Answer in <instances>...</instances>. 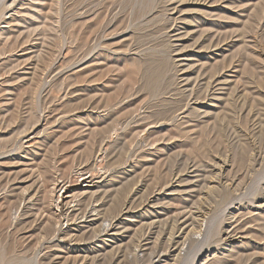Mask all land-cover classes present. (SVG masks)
<instances>
[{
  "label": "rangeland",
  "instance_id": "1",
  "mask_svg": "<svg viewBox=\"0 0 264 264\" xmlns=\"http://www.w3.org/2000/svg\"><path fill=\"white\" fill-rule=\"evenodd\" d=\"M104 121L102 150L80 176L88 131ZM215 161L230 185L208 200ZM183 162L180 186L172 179L151 190ZM89 176H114L123 193L150 185L154 221L185 204L206 209L175 264H264V215L255 210L264 183V0H0V264H63L69 248L111 243L99 202H61L63 190L86 189ZM54 182L64 187L52 200ZM139 208L121 216L130 226L115 236L123 247L149 219ZM236 219L239 232L220 241ZM100 224L106 232L87 236Z\"/></svg>",
  "mask_w": 264,
  "mask_h": 264
},
{
  "label": "bare ground",
  "instance_id": "2",
  "mask_svg": "<svg viewBox=\"0 0 264 264\" xmlns=\"http://www.w3.org/2000/svg\"><path fill=\"white\" fill-rule=\"evenodd\" d=\"M33 72V71H32ZM194 93V92H193ZM111 119V118H110ZM109 119V120H110ZM102 120V119H101ZM108 120V119H107ZM112 124V123H111ZM78 126V125H77ZM83 128V127H82ZM84 129V128H83ZM109 129V122L107 123V121H104L102 123V125L100 127H97V128H93L91 130L88 131V135H87V140L86 142L84 143V145H86L85 147V153L84 151H82L80 154H85L84 157L78 159L79 163H80V166L81 164H84V167L82 169L79 170V172H77V174H80V176H83L85 175L84 174H81L82 171H86V173L90 172V160L91 158H93V156L95 155V153L97 152H101L102 150V145H103V139L102 136L103 134L105 135V133L108 131ZM111 129V127H110ZM81 130V129H80ZM86 130V128L84 129ZM83 131V130H82ZM73 132V131H72ZM81 132V131H80ZM79 133V132H78ZM83 132H81V135H82ZM87 133V132H86ZM71 134V133H70ZM74 134V133H73ZM72 135V134H71ZM70 135V136H71ZM76 135V133L74 134ZM77 135H80V134H77ZM83 136H84V133H83ZM73 137V136H72ZM77 137V136H76ZM74 138V137H73ZM72 138V139H73ZM78 138V137H77ZM84 138V137H83ZM83 138H80L83 139ZM76 140V139H75ZM78 141V140H77ZM84 141V140H83ZM80 142V141H79ZM74 143V142H73ZM81 143V142H80ZM76 144V143H74ZM82 144V143H81ZM82 146V145H81ZM84 147V146H83ZM77 148V147H75ZM80 148V147H79ZM79 148L77 150H79ZM83 149V148H82ZM76 151V150H75ZM77 152V151H76ZM34 153V152H33ZM27 155H30V153H27ZM252 155V154H251ZM80 156V155H79ZM83 156V155H82ZM43 158V157H42ZM248 158V157H247ZM250 158V157H249ZM252 158V156H251ZM263 159V158H262ZM114 160V159H113ZM48 162V161H47ZM46 162V164H47ZM114 162V161H113ZM112 162V163H113ZM188 162V161H187ZM193 162V161H192ZM250 162V161H249ZM45 163V161L43 162ZM78 163V162H77ZM116 163V162H114ZM38 164V163H37ZM45 164V165H46ZM109 164V163H108ZM198 164H199V161H198ZM40 165V164H39ZM42 165V164H41ZM40 165V166H41ZM43 165L45 169V167H47L48 165ZM187 163L183 162V165L182 166H179V167H174L176 168L175 171L171 170L169 172V176H168V179L167 177L165 178L166 181L164 182V179L161 178L160 180L163 179V183L159 184L158 186L156 187H150L151 190L153 189V192L154 191H162L164 188L168 187L171 185L172 183V179L176 180V182H178V185L180 183V176L181 174H183L184 171H186L188 169L187 167ZM191 165V164H190ZM38 166V165H36ZM192 166V165H191ZM212 166L214 168V171L212 172L213 174H211V176L209 177V181H207L208 184L204 183L205 184V191L202 190L201 192H205V194H203V196L206 198H208V196L211 194V193H214L215 191H219V188H228L230 184H224V182L222 181V166H223V163L221 162H213L212 163ZM38 168V167H37ZM36 168V169H37ZM41 168V169H42ZM50 168V167H48ZM190 168V167H189ZM194 168H195V165H194ZM212 168V167H211ZM39 169V168H38ZM38 169L36 170V172L40 173L41 174V171L39 172ZM42 169V170H43ZM199 169V168H198ZM217 169V170H215ZM213 170V169H212ZM45 171V170H44ZM48 171V170H47ZM46 171V172H47ZM52 171V170H51ZM50 171V172H51ZM32 172V171H31ZM30 172V173H31ZM35 172V171H34ZM43 172V171H42ZM167 172V171H166ZM28 173V172H27ZM33 173V172H32ZM45 174V172H43ZM41 174L43 175V177H47V175H44V174ZM195 173V172H194ZM168 174V173H167ZM166 174V175H167ZM30 175V174H29ZM40 175V177H41ZM50 175V174H49ZM165 176V174H163ZM210 175V174H209ZM32 174L29 176L31 177ZM39 176V175H38ZM208 176V175H207ZM255 176V175H254ZM253 176V177H254ZM28 177V178H29ZM49 177V176H48ZM35 178V177H34ZM39 177H37L35 179V181L38 179ZM104 177H100L99 178V181L95 182L93 180V178H91L90 176L87 177V178H84L85 179V183H86V186L84 190H81L80 192H65L64 190L62 191L63 187H64V183L62 185H59L58 183H52L50 186L51 188L50 189H47V190H50V199L53 200V196H55L57 193H59L60 191H62V200L61 202L64 203V205H67L69 203H71L73 200H76V202H78V204H81L82 206H84V208L86 209V207L88 206V204L90 205V202H99V208L98 210H102V214L101 212L98 213V211L96 210V208H94L96 210V212L100 215H102V218L103 219H99L100 221L102 222H105L106 218L108 217L109 215V218H110V221L109 224H107L108 226H113V230H114V234H116L115 236H118L117 232L119 231L120 232V229L124 230L123 228H125L126 230L130 229V226L129 224H125L123 226V223H127V221H124L121 219V216H124L123 215V212H129L133 209H137V208H141L143 207L142 209L144 210L142 213H139L140 216H144L149 218L148 221L146 220L145 222H141L139 227H135L133 232V236H135L131 241L128 240L129 244L128 245H124L125 247L121 246L120 244H118V240H117V237L113 236V237H109L111 241L110 242H103L101 241V246H100V249H95L93 247H87V248H82V249H78V248H69V250H66V254L68 257L64 258L63 259V264H137V262L139 260H141V264H169L168 261H172V264H175L178 262L179 259H181V251H182V247L185 245V242L187 240H189V237L192 236V234L195 232H198V231H195L197 228H201L202 227V215L205 214V213H208V212H205L206 209H203L202 211L199 210V208H196V206L194 205V207H187L186 204L183 205V207L181 208V210H179V212L177 213H174L173 216H170V217H167V219H162V220H157V221H154V220H151L150 219V215H153V211H151L149 208V205H147L146 203L149 201L147 199V196L152 194L153 192L151 191H146L148 188L145 190V192L142 191V193L140 192V194L138 195V192H132V189L131 191L128 193L125 192L124 190V193L122 191H120V189L122 188L121 186H118L116 187L117 185H119L120 183L119 182H115L117 181V178L112 176L110 177L108 180L107 179H103ZM159 178V177H158ZM206 178V177H205ZM45 179V178H44ZM51 179V177H50ZM250 179V178H249ZM255 179H256V176H255ZM15 180V179H14ZM39 180V179H38ZM48 180V179H47ZM101 180V181H100ZM155 180V179H153ZM152 180V181H153ZM226 180V179H225ZM251 180V179H250ZM254 180V179H253ZM259 180V178L257 179V181ZM261 180V179H260ZM34 181V183H35ZM43 181H46V180H43ZM150 181V180H149ZM157 181V179H156ZM206 181V180H205ZM256 181V180H254ZM256 181V182H257ZM33 182V181H31ZM41 182V180H40ZM154 182V181H153ZM159 182V180L157 181ZM156 182V183H157ZM216 183L215 186H210L211 183ZM223 182V183H222ZM46 182H44L45 184ZM138 183V182H137ZM151 183V182H150ZM155 183V182H154ZM259 183V182H258ZM258 183H254V184H258ZM33 185V183H31ZM30 184V186H31ZM36 184H37V181H36ZM48 184V182H47ZM188 184V183H187ZM260 184V183H259ZM258 184V185H259ZM203 185V184H201ZM30 186L26 188H28L27 190L30 191ZM40 186V184L38 185V187ZM153 186V185H152ZM180 186V185H179ZM195 186V185H194ZM31 187H34V186H31ZM47 187V186H46ZM121 187V188H120ZM247 187V186H246ZM25 188V187H24ZM157 188V189H156ZM203 188V187H202ZM250 188V187H248ZM255 188V187H254ZM254 188L253 190H250L251 193L253 192L254 193ZM129 189V188H128ZM191 189V188H190ZM243 189V188H242ZM256 189H259L258 187ZM37 190V189H36ZM42 190V189H41ZM235 190V189H234ZM26 191V190H25ZM35 191V190H34ZM43 191V190H42ZM127 191V190H126ZM138 191V190H137ZM173 191V189H172ZM174 191H177L174 190ZM37 192V191H36ZM46 191H44L45 193ZM120 192H122V194H126L122 199L120 197ZM171 192V191H170ZM224 192H226V190H224ZM234 192V191H233ZM236 192V191H235ZM248 192V191H246ZM252 193V194H253ZM256 193V191H255ZM35 194V193H34ZM246 194V193H245ZM244 194V195H245ZM250 194V192L248 193ZM20 195H21V192H20ZM29 195V193H28ZM43 195V194H42ZM153 195V194H152ZM201 195V194H200ZM212 195V194H211ZM242 195V194H241ZM22 196L23 193H22ZM30 196V195H29ZM33 196V195H32ZM31 196V197H32ZM46 196V195H44ZM122 196V195H121ZM203 196H201L200 198L202 199ZM214 196V195H213ZM236 196V194L234 195ZM251 196V194H250ZM253 196V195H252ZM255 196V195H254ZM28 197V196H27ZM237 197V196H236ZM247 197V196H246ZM244 197V198H246ZM256 197V196H255ZM254 197V199H256ZM20 198H24V197H20ZM46 198V197H45ZM199 198V199H200ZM203 198V199H205ZM238 198V197H237ZM249 198V197H248ZM251 198V197H250ZM249 198V199H250ZM257 198H260V200L263 201V204L259 205V206H255V210L259 211V214L258 215H261L263 214L264 215V183H262L259 191H258V196ZM198 199V200H199ZM233 199H236V198H233ZM241 199H242V196H241ZM20 200V199H19ZM18 200V201H19ZM44 199H42L43 201ZM208 200H210V197L208 198ZM208 200L205 199L206 202H209ZM237 200V199H236ZM248 200V199H247ZM187 200H185L186 202ZM234 201V200H233ZM242 201V200H241ZM183 202V203H185ZM201 202V201H200ZM254 202V200L252 201ZM22 203V202H21ZM205 203V202H203ZM249 204V202H247ZM149 204V203H148ZM155 204H159L158 202L157 203H154V204H151V205H155ZM246 204V203H245ZM79 205V206H81ZM198 205V204H197ZM202 205V203H201ZM241 205V204H240ZM192 206V205H191ZM229 206V205H228ZM243 206V205H242ZM242 206H239L238 208H236L232 213H231V218H238V214H239V211L241 210H244V207L242 208ZM251 206V205H250ZM254 206V205H253ZM200 207H203V206H200ZM206 207V206H205ZM204 207V208H205ZM84 208H80V211H83V214H84ZM101 208V209H100ZM139 208V209H140ZM145 208V209H144ZM176 208V207H175ZM180 208V207H179ZM249 208L246 206V209ZM66 209V208H65ZM138 209V210H139ZM195 209V210H193ZM250 209V208H249ZM79 210V209H78ZM72 211V210H71ZM77 211V210H76ZM75 211V212H76ZM195 211V213H194ZM222 211V210H221ZM247 211V210H246ZM92 212H95V211H92ZM245 212V211H244ZM89 213V212H88ZM221 213V212H220ZM74 214V213H73ZM81 214V213H79ZM241 214V213H240ZM248 216H252L251 215V211L248 210ZM256 214V213H255ZM78 215V214H77ZM82 215V214H81ZM98 215V216H99ZM245 215V214H244ZM85 216V215H84ZM106 216V217H105ZM243 216V214H242ZM241 216V217H242ZM257 216V215H256ZM131 217V216H130ZM135 217V216H134ZM132 217V218H134ZM204 217V216H203ZM228 217V216H227ZM85 218V217H84ZM105 218V219H104ZM126 218V217H125ZM140 218V217H139ZM143 218V219H144ZM253 218V217H252ZM57 219V218H56ZM82 219V218H81ZM86 219V218H85ZM240 219V218H239ZM249 219V218H248ZM255 219V218H254ZM259 219V218H258ZM131 220V219H130ZM230 220V219H229ZM256 220V219H255ZM60 221V220H59ZM143 221V220H142ZM38 222V221H37ZM98 222V220H91V223L90 225H93L96 224ZM101 222V223H102ZM137 222V221H136ZM238 222V219H236L233 223V225H231L232 227L230 228H224L222 230L221 233H223L222 236H220V241L222 242H226L229 238H230V235H232L233 233L237 232L239 229H240V226L239 224H237ZM249 222V221H248ZM247 222V223H248ZM260 222H261V219H260ZM58 223V222H57ZM245 223V221H244ZM250 223V222H249ZM252 223V222H251ZM99 224V223H98ZM97 224V225H98ZM205 224V223H204ZM241 224V223H240ZM256 224V223H255ZM262 224V223H261ZM96 225V226H97ZM101 225V224H100ZM242 225V224H241ZM246 225V223H245ZM257 225V224H256ZM258 226V225H257ZM95 227V226H94ZM127 227V228H126ZM264 227V225H263ZM218 228H221V226H219ZM251 228V227H250ZM231 229V230H230ZM246 229V228H245ZM244 229V230H245ZM258 228H256V231H257ZM218 230V229H217ZM255 230V229H254ZM263 230V229H262ZM107 231V227H103V225H101V227H96V228H91L89 229V233L87 234V236L89 234H98L99 232H106ZM195 231V232H194ZM259 231V230H258ZM66 233L65 234H69L70 232L72 231H69V229H67L65 231ZM239 232V231H238ZM83 233V232H81ZM213 233V232H212ZM247 233V232H246ZM256 233V232H255ZM258 233V232H257ZM264 233V231H263ZM74 234V233H73ZM78 234V233H77ZM238 234V233H237ZM250 234H254L253 232L250 233ZM261 234V233H260ZM67 235L65 236V238L67 237ZM196 235V234H195ZM73 236V235H72ZM76 236V235H75ZM218 236V235H217ZM250 235H248L247 237L249 238ZM252 236V235H251ZM250 236V237H251ZM259 236V235H258ZM257 236V237H258ZM70 237V235L68 236V238ZM79 236H77V239H78ZM224 237V238H223ZM243 237V236H242ZM255 237V236H254ZM81 238V237H80ZM84 238V237H83ZM87 238V237H86ZM252 238V237H251ZM85 239V238H84ZM241 239V238H240ZM243 239V238H242ZM254 239V238H253ZM262 239V238H260ZM264 239V237H263ZM74 240H76L74 238ZM193 240V239H192ZM234 240V239H233ZM251 240V239H250ZM256 240V238H255ZM77 241V240H76ZM81 241H84V240H81ZM196 240H193V243L195 242ZM217 241V240H216ZM254 240H252L253 242ZM257 241V240H256ZM263 241V240H261ZM126 242V243H128ZM133 242V243H132ZM218 242V241H217ZM77 243H80V242H77ZM135 245H131L132 248L135 247V252L133 253V256L131 258V260H128V257L127 255V252L129 251L128 249L131 247L130 244H134ZM142 243H144V245H142ZM237 243V242H236ZM249 243V242H248ZM242 244V242L240 243ZM255 244V243H254ZM261 244V243H260ZM264 244V243H262ZM123 245V244H122ZM244 245V243H243ZM258 245V244H257ZM130 246V247H129ZM249 246V245H248ZM263 246V245H262ZM245 247V246H244ZM253 247V246H252ZM264 247V246H263ZM143 248V249H142ZM59 249V248H58ZM131 249V248H130ZM143 251H142V250ZM231 249V248H230ZM133 250V251H134ZM145 250V251H144ZM239 250V249H238ZM245 251V250H244ZM248 251V250H247ZM137 252H139V254H141V258L139 259L137 256ZM263 252V251H262ZM71 253V254H70ZM237 253V251H236ZM241 253V252H240ZM261 253V252H260ZM72 254H75V255H72ZM131 254V252H130ZM186 254V252L184 253V255ZM232 254V253H231ZM242 254V253H241ZM249 254V253H248ZM259 254V253H258ZM48 255V254H47ZM236 255V254H235ZM253 255V254H252ZM234 256V255H233ZM244 256V255H243ZM257 256V254H256ZM130 257V255H129ZM183 257V256H182ZM237 257L240 258V256H238L237 254ZM242 257V255H241ZM247 257V256H246ZM244 257V258H246ZM251 255L248 256V258L251 259ZM243 258V257H242ZM247 258V259H248ZM264 258V257H263ZM183 259V258H182ZM235 259V258H234ZM236 260V259H235ZM246 261V259H244ZM243 260V261H244ZM263 260V259H262ZM252 261V260H251ZM250 261V262H251ZM234 262V261H233ZM236 262V261H235ZM191 263V262H190ZM240 263V261H239ZM242 263V262H241ZM248 263V262H247ZM264 263V261H263ZM62 264V263H61ZM192 264V263H191ZM244 264H246L244 262ZM249 264V263H248ZM252 264V263H251ZM256 264V263H254ZM261 264V263H259Z\"/></svg>",
  "mask_w": 264,
  "mask_h": 264
}]
</instances>
